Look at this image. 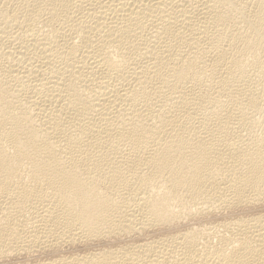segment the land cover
Instances as JSON below:
<instances>
[{
  "label": "bare ground",
  "instance_id": "1",
  "mask_svg": "<svg viewBox=\"0 0 264 264\" xmlns=\"http://www.w3.org/2000/svg\"><path fill=\"white\" fill-rule=\"evenodd\" d=\"M0 264H264V0H0Z\"/></svg>",
  "mask_w": 264,
  "mask_h": 264
}]
</instances>
